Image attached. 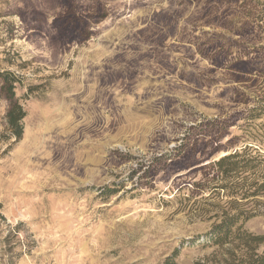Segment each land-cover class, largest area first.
I'll list each match as a JSON object with an SVG mask.
<instances>
[{"label":"rangeland","instance_id":"obj_1","mask_svg":"<svg viewBox=\"0 0 264 264\" xmlns=\"http://www.w3.org/2000/svg\"><path fill=\"white\" fill-rule=\"evenodd\" d=\"M5 70L26 115L0 137V264H214L236 210L264 235V196L203 179L247 149L264 180V0H0Z\"/></svg>","mask_w":264,"mask_h":264},{"label":"trees","instance_id":"obj_2","mask_svg":"<svg viewBox=\"0 0 264 264\" xmlns=\"http://www.w3.org/2000/svg\"><path fill=\"white\" fill-rule=\"evenodd\" d=\"M244 61L237 59L233 64L240 66ZM234 74H242L244 71L239 68H229ZM19 83V77L11 71H0V99L6 103V110L2 117L5 131L0 135L2 139L14 138V141L21 139L23 134V119L25 111L19 100L16 98L15 88ZM264 115V106L249 109L248 118L255 119ZM183 148V145L179 148ZM235 151L232 154H225L215 161L204 166L207 171L203 174L204 185H212L217 190H222L231 195L240 196L241 199L249 197L264 196V180L247 182L246 177H240L245 172L255 169L254 162L259 155ZM199 188L200 184H194ZM219 192L214 190L213 193ZM235 202V201H233ZM253 214L236 210L235 213H222L221 219L211 226L210 232L206 235L210 243L222 249L223 254L214 264H264V235H252L241 230L237 223L246 220ZM175 254L165 259L164 264H175Z\"/></svg>","mask_w":264,"mask_h":264}]
</instances>
